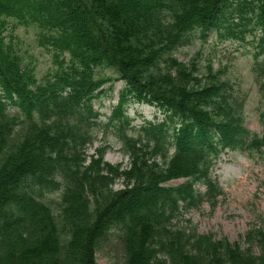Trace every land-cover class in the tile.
Returning <instances> with one entry per match:
<instances>
[{"label":"trees","instance_id":"obj_1","mask_svg":"<svg viewBox=\"0 0 264 264\" xmlns=\"http://www.w3.org/2000/svg\"><path fill=\"white\" fill-rule=\"evenodd\" d=\"M235 18L262 31L264 93V0H0V264H98L114 231L121 264H264V228L241 240L247 248L172 228L184 209L216 206L223 190L211 168L221 152L264 153L224 73L175 57L192 33ZM22 27L38 29L57 64L43 80L4 43ZM113 81L126 85L109 122L127 169L107 162L105 147L88 154L100 117L93 101ZM131 103L165 117L129 133Z\"/></svg>","mask_w":264,"mask_h":264},{"label":"rangeland","instance_id":"obj_2","mask_svg":"<svg viewBox=\"0 0 264 264\" xmlns=\"http://www.w3.org/2000/svg\"><path fill=\"white\" fill-rule=\"evenodd\" d=\"M253 15L247 13L246 18ZM255 21V20H254ZM230 31L237 38H227ZM38 29L20 28L12 36V30L4 33V43L13 44L15 49L37 69L40 80L52 73L57 64L52 53H49L38 41ZM262 31L255 28V22L239 18L229 20L223 27L213 29L203 35L200 31L189 36V44L179 49L175 57L187 64L197 61L200 72L206 73L209 65L215 71H222L232 85V94L238 103V110L244 125L254 134L264 136V93L260 65L263 62L261 53ZM102 76H114V71L105 69ZM115 78V77H113ZM125 83L113 81L101 88L99 96L93 101L95 111L100 112L98 131L94 142L88 147L90 155L100 147L107 149L105 160L113 166L127 169L130 159L123 150L114 127L109 119L117 105ZM14 109L11 112L14 113ZM128 115L132 121L129 133L139 130L147 121L164 119L163 110L150 104L131 103ZM212 178L219 183L223 195L218 198L216 206L209 202L202 203L193 209H184L172 224L173 229L193 231L198 236H205L213 241L228 240L231 244L241 241L249 232L264 228V153H251L225 150L213 160ZM184 180L170 182L178 185ZM123 182L117 181L115 190L123 189ZM199 193L206 188L197 185ZM53 207L59 201L60 193L48 195ZM252 232V233H253ZM102 241L97 252L98 264H121L122 247L116 231Z\"/></svg>","mask_w":264,"mask_h":264}]
</instances>
